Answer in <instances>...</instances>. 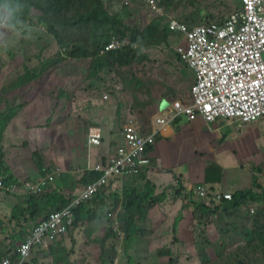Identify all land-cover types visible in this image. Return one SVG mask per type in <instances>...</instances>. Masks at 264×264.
Masks as SVG:
<instances>
[{"label":"rangeland","instance_id":"rangeland-1","mask_svg":"<svg viewBox=\"0 0 264 264\" xmlns=\"http://www.w3.org/2000/svg\"><path fill=\"white\" fill-rule=\"evenodd\" d=\"M105 4L109 13L122 19L126 25L132 22H140L141 26L146 25L154 16L138 0L130 5H126L124 0H105ZM241 6V0H176L173 8L165 9L167 15L164 17L197 26L212 21L227 20L238 12ZM73 37L82 39L81 32H75ZM125 40L128 42V39ZM182 42L179 43L178 37L173 36L168 44L145 49V54L149 55L153 61L151 65L147 66L148 61L145 65L127 66L115 72H108L105 69L97 73L90 59L68 60L58 68H52L49 76L33 82L31 85L35 89L24 91V87L17 88L16 84L17 79L30 69L28 63L37 65L31 68L33 71L38 69L46 59L57 58L58 54L64 50L46 31V28L37 23L24 22L22 28H14L6 24L0 27V74L5 75L0 87V115L7 112L8 108L4 106L1 109V104L6 105L9 102L15 104L25 99H37L38 102L47 106L42 113V118L33 122L29 128L38 133L37 137L31 139V133L23 131V137L18 140L16 147L27 151L31 158L38 154L44 161L46 155L52 156L54 162L49 167L57 169L60 166L57 161L58 153L60 158L65 156V159H68L69 153L76 154L78 148L82 150L83 145H86V134L89 128L103 123L102 117L110 119L107 120L108 124H102V126L108 125L115 131L120 132L129 119L137 121L139 126L148 130L151 120L159 112L158 100L163 97L185 100L194 86L193 72L180 59L177 52V47ZM61 75H71V77L62 80ZM133 79H139L141 84L137 85ZM56 82H59V87L56 86ZM64 89H68L65 94H63ZM148 91H151V94H148ZM152 98L155 102H152ZM257 123H259L258 126L253 128L249 135L258 138L253 148L260 150L264 149V118ZM246 132V128H243L244 136L247 135ZM38 155L34 161L36 164L40 162ZM128 179L116 180L117 182L107 191L110 198L116 189L120 190L121 187L131 183ZM207 188L211 198L222 191ZM181 198L185 206L194 210L198 201H201L198 196L191 197L183 193ZM96 200L99 202L95 207L99 206L98 211H100L104 206L107 215V212L112 209L110 204L105 203L104 200L101 201L100 198L94 201ZM202 201L213 203L210 199ZM169 205V203L166 204L167 207ZM259 210H261L260 206L253 205L247 211L253 217ZM105 214L102 215L101 220L80 223L74 231L62 236L68 243V249H73L70 260L69 256H63L65 264H99L102 239L111 229L110 219L108 220ZM157 215L162 222L161 228H157V225L156 228L153 225L144 226L138 234L128 240L125 237L120 238L114 232L116 235L113 239L109 238L106 243L107 249L109 247L116 249L113 264L234 263L232 258L228 261L224 257L219 260L218 256L223 249L232 252L241 247L238 244L229 247L230 241L233 244L232 238L221 232L230 231L231 229L225 230L226 225L235 221L240 223L239 218L233 222L231 220L221 222L218 217L211 218L207 229L195 222L192 231H196V235L190 234L186 242H182L177 236L175 227L176 220L182 218L183 211L175 213L173 219L168 216L170 219L167 220L164 212L163 216ZM7 218L9 217L5 219ZM8 221H5L6 225H9ZM38 221L40 220H33L27 225L34 227ZM102 225L105 226L102 227ZM240 225L243 226L245 223L241 222ZM241 226L240 230L243 229ZM21 227L23 228L19 230L20 234L16 240L28 232L25 226L21 225ZM238 237L241 240L244 238L240 235ZM48 258L47 264H52L50 254ZM263 258L264 253L255 255L253 259L248 258L247 264H264Z\"/></svg>","mask_w":264,"mask_h":264},{"label":"crops","instance_id":"crops-1","mask_svg":"<svg viewBox=\"0 0 264 264\" xmlns=\"http://www.w3.org/2000/svg\"><path fill=\"white\" fill-rule=\"evenodd\" d=\"M149 11L152 12L151 10ZM153 15L156 14L153 13ZM178 40L179 43L183 41L182 35H179ZM28 64H30V70L37 66L36 64V66L31 65V62ZM191 71L195 78L194 71L192 69ZM4 77L5 75L0 74V87ZM31 84L32 83L25 85L24 91H32L35 89ZM26 93L24 94L25 96ZM175 100L177 99L173 100L165 97L158 100L159 112L151 120V125L148 130L143 129L141 125L139 126L137 121L129 119L127 121L128 123L124 125L120 132L115 131L108 125L102 126V124H108L109 121L107 120H110L109 117H102L101 122L103 123L97 124L103 130L102 145L100 147L89 148L87 144V132L86 145H83L82 150L78 148L76 154L69 153L68 159H65V156L60 158L58 153L57 161L60 166L57 169H51L52 167H49V165L54 162L52 156L46 155L43 161V157L37 154L40 158V162L36 164L34 161L37 155L31 158L27 151L16 147L18 140L23 137V131L30 132L31 139L37 137L38 133L31 131L29 128L33 122L39 121V119L42 118V113H44L47 106L38 102L37 99H25L17 101L15 104H11V102L6 105L1 104V109L4 106L8 107L7 112H3L2 115L9 114L11 109H13V112L4 119V124L6 126L0 140V145L2 147V155L0 156V178H3L6 186H12L21 181L34 179L38 175L44 173H54V181L50 187L51 190L47 194L50 195V193L58 191L65 197L69 195L74 196L81 190V187H83L79 181L82 179L84 173L86 171H92L97 163L107 161L108 158L117 152V148L123 144V132L126 126L132 125L138 129L141 134L145 136L150 135L151 132L154 131V118L159 115L162 109ZM152 102H155L153 98ZM258 124L259 123L256 121L251 124L240 125L239 123H231L225 119H220L216 123L209 124L201 116L193 120L187 117L177 118L168 133H160L156 138L157 143L149 149L148 154H150L152 159L150 168L145 169L138 176L125 177L126 179L130 178L128 181L131 183L127 184L125 187H121L120 190L116 189L111 195L112 198H110L107 194L108 189L117 182L116 180L119 181L124 178L113 179L102 193H106L109 198L105 200V203L110 204L112 208V201L120 196L119 206L115 210L118 212L120 218V215L124 213L120 205L123 201V197L129 193H133V191L141 194L148 192L150 195L154 193L155 196H163L165 199L163 203H158L150 207L151 210H149V214H147L145 218L138 217L136 219L135 232L138 233L144 226L153 225L156 228L157 225V228H161L162 222L157 214L162 215L164 212L167 220L170 219V217L173 219L175 213L183 211V216L178 224L177 236H179L182 242H186L185 240L188 235H196V231H192V226L195 224V216L194 209L185 206L181 198L182 193L192 197V191L199 185H204L206 188H214L213 190L216 191L222 190L221 192L232 193L234 195L244 190H259V185L264 187V149L255 150L253 146L258 138L254 135H249L251 130L258 126ZM243 128L247 130L246 136L242 134ZM27 136H29V134ZM41 137L43 140V136ZM66 160H68L67 163L65 162ZM25 197L26 195L21 192H0L1 253H4V250H6H3L5 243L8 244L10 241L6 236L15 234L17 238L20 234L19 230L23 228L21 225L25 226L28 229L27 233H29L33 227H29L27 224L31 223L33 220H41L47 213L52 211L49 209L42 215L28 214L25 216L26 219H22L20 222L13 220L10 223L8 221L9 225H6L5 221L13 216L20 217L21 214L24 213L22 203ZM168 203L172 206L169 205V207H167L166 204ZM255 205L264 207V203L262 205ZM246 210H248V208H246ZM6 217L9 218L5 219ZM177 217L176 215V218ZM240 217L242 218L241 215ZM247 225L251 226L253 223L250 221ZM103 226L105 225H102V227ZM71 231H74V229L69 232ZM61 239L63 240V244L60 246L61 251H54V245L48 250L40 248L35 249L32 253L30 264H47L49 254L52 264H56L54 260L56 252H63V256H69L68 259L70 260L73 249H68V243L67 241L65 242V237Z\"/></svg>","mask_w":264,"mask_h":264},{"label":"built area","instance_id":"built-area-1","mask_svg":"<svg viewBox=\"0 0 264 264\" xmlns=\"http://www.w3.org/2000/svg\"><path fill=\"white\" fill-rule=\"evenodd\" d=\"M134 1L124 0L126 5ZM138 1L158 16L167 15L159 0ZM241 4L239 11L225 22L214 21L191 27L174 18L169 21L168 27L183 37L177 52L195 74L189 97L177 99L162 109L153 120L154 131L150 135L141 134L132 125L126 126L123 144L117 152L93 167L92 171L99 173L100 177L81 188L66 207L47 213L17 244L8 243L0 264H30L35 249L48 250L72 230L75 210L79 206L97 199L113 179L138 176L150 168L149 149L157 143L160 133H168L177 118L193 120L201 116L209 124L225 119L240 125L264 118V0H241ZM128 46L137 48L129 40L113 38L100 54ZM102 141V128L98 125L90 127L88 147H100ZM53 181L54 173H44L12 186H6L0 178V192L42 196L51 190ZM192 192L200 200L210 199L217 204L234 199V194L224 192L211 199L204 185ZM107 217L112 221L113 232L123 239L125 232L118 212L109 210Z\"/></svg>","mask_w":264,"mask_h":264},{"label":"trees","instance_id":"trees-1","mask_svg":"<svg viewBox=\"0 0 264 264\" xmlns=\"http://www.w3.org/2000/svg\"><path fill=\"white\" fill-rule=\"evenodd\" d=\"M175 1L176 0H159V3L165 9H170L173 8ZM0 2H2V0H0ZM18 2L23 5L22 10L18 14V19L21 21V24L9 21L6 25L14 28H22L24 22H29L44 26L46 31L54 38L64 52L61 51L57 58L46 59L41 63L38 69L36 68L33 71L30 69L26 70L25 74L17 79V88H22L29 83L49 76V72L52 68H58L62 63L68 60L90 59L91 64L93 63L95 65L97 73L105 69L108 72H115L127 66L145 65L146 62L149 61L147 63L148 66L151 65L153 61L150 59L149 55L145 54V49L168 44L171 37H179L178 33L172 31L171 28L168 27V24H170L168 17L154 15L151 21L146 25L142 24L141 26L140 22H132L126 25L122 19L114 17L109 13L105 0H18ZM225 21L226 20H224V22ZM75 32H81L82 39L78 40L74 38L73 34ZM113 38L121 40L128 39L132 44H136L137 48L128 46L122 50L110 51L103 55L100 54ZM69 77H71V75H65L62 77V80H67ZM133 80L137 85L141 84L139 79ZM56 86L59 87V82H56ZM67 90L68 89H64L63 94H65ZM148 94H151V91H148ZM12 112L13 109L10 110L9 114ZM9 114L1 115L0 140L6 126L4 124V119H6ZM1 153L2 147L0 145V156L2 155ZM98 177H100L99 173L95 171H86L79 182L84 187L86 184L95 181ZM259 190L240 191L234 195L232 201L226 200L221 204H217V202L215 203L213 200V203L210 204L202 200L198 201L196 204L194 210L195 222L197 221V224L202 228L207 229V226L210 225L211 218L214 217H218L221 222L228 220L233 222L239 218L241 220L240 223H245L243 226L236 221L232 224L228 223L225 230H231H227V232L221 231L224 235L229 236L230 239L232 238L233 244L230 241L229 247H233L235 244L241 247L232 252H227L223 249V252L218 256L219 260H222L223 257L226 258L227 261L232 258L234 260L233 264H247L248 258L253 259L255 255L264 253V207L261 206V210L254 214L253 217L251 213L246 210V208H249L251 205H262L264 203V187L259 185ZM72 198L73 195L65 197L58 191L52 192L50 195H26L22 203L24 213H22L20 217H11L9 222L11 223L13 220L20 222L22 219H26L25 216L28 214L42 215L49 209L52 211L62 209L70 203ZM99 198L101 201L104 200V202L108 199L106 193L100 194L97 199ZM120 199L121 197L118 196L112 201V211L115 212L118 208ZM164 200L163 196H155L154 193L150 195L148 192L141 194L136 191L123 197L120 206L124 213L120 215V221L123 223L122 227L125 232L126 240L138 234L135 232L136 219L138 217L145 218L150 207L158 203H163ZM98 202L99 200L86 202L75 210V221L72 230L80 223L102 219V215L105 214V207L103 206L100 211H98L99 206L95 207ZM105 216L107 217L106 214ZM180 219L181 218L176 220L175 231L178 230ZM250 221L253 223L251 226L247 225ZM109 222L112 226V221L109 220ZM240 226L243 227V229L240 230ZM114 235L116 234L111 228L106 237L102 239V253L99 264H113L116 249L115 247H109V249H107L106 243L109 238L113 239ZM239 235L244 238L241 240V238L238 237ZM6 238L10 239L9 243L13 245L14 243L17 244L22 237L16 240V235L11 234L10 236H6ZM61 240L62 239H58L52 244L55 246L53 248L54 251H61L60 246L63 244V240ZM3 250L4 253L0 252V258L7 252L6 243ZM63 254V252H56V257L54 256L56 264L64 263L62 259Z\"/></svg>","mask_w":264,"mask_h":264},{"label":"clouds","instance_id":"clouds-1","mask_svg":"<svg viewBox=\"0 0 264 264\" xmlns=\"http://www.w3.org/2000/svg\"><path fill=\"white\" fill-rule=\"evenodd\" d=\"M23 5L18 0H2L0 2V27L7 24L9 21L18 22V14L22 10Z\"/></svg>","mask_w":264,"mask_h":264}]
</instances>
